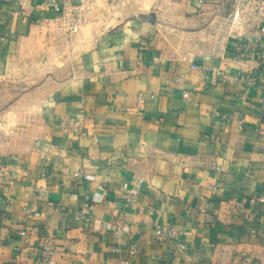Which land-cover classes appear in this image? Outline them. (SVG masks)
Returning <instances> with one entry per match:
<instances>
[{
  "label": "crops",
  "instance_id": "1",
  "mask_svg": "<svg viewBox=\"0 0 264 264\" xmlns=\"http://www.w3.org/2000/svg\"><path fill=\"white\" fill-rule=\"evenodd\" d=\"M199 1L67 37L42 0H0V264L45 243L56 264H264L262 18L235 34L233 0Z\"/></svg>",
  "mask_w": 264,
  "mask_h": 264
},
{
  "label": "built area",
  "instance_id": "2",
  "mask_svg": "<svg viewBox=\"0 0 264 264\" xmlns=\"http://www.w3.org/2000/svg\"><path fill=\"white\" fill-rule=\"evenodd\" d=\"M22 1V0H19ZM43 6L51 10L57 16L53 18H47L46 21L48 25L53 24L59 32H62L65 36L70 37L79 32L80 28L87 22L91 17L93 12L99 9V4L104 2V0H42ZM204 0H200L199 4H204ZM22 4H24L22 2ZM254 8V13L249 15L253 18H262V25L260 31L264 36V15L262 11L264 9V0H233L232 2V15L230 20V25L233 29V33L238 34L240 27L242 26V21L245 18L249 9ZM236 51L241 56L242 54H254L260 56L261 49L257 45H252L248 42L240 43L236 47ZM192 69L200 70L198 65H192ZM184 81V76H179L176 80L177 83H182ZM258 77L252 75L247 79L248 88L257 85ZM189 94L185 93L184 97H188ZM78 124V123H77ZM78 127H76L77 129ZM75 176H84L85 179L90 180L93 177L90 175H85L82 172L75 173ZM136 195H132L128 198L130 204L136 202ZM103 201L102 195H84V203L78 209L76 216L83 221H90L91 213L95 207ZM157 239L159 241H165L169 239L176 238L178 236L177 229L172 225H167L164 227H159L156 231ZM123 231H119L116 237L122 238ZM181 249H184V245H180ZM138 247L134 245L131 247V253L137 252ZM128 264V262H125ZM39 264H56L55 262V251L51 248L48 243H45L41 249V256Z\"/></svg>",
  "mask_w": 264,
  "mask_h": 264
},
{
  "label": "rangeland",
  "instance_id": "3",
  "mask_svg": "<svg viewBox=\"0 0 264 264\" xmlns=\"http://www.w3.org/2000/svg\"><path fill=\"white\" fill-rule=\"evenodd\" d=\"M178 0H104L99 4V9L95 10L87 22L80 28L79 32H86L90 35H100V33L112 28L128 29L136 22H141V15L153 12H162L167 9L170 3ZM44 71V70H42ZM27 79L28 87L39 86L47 78L43 75H27L16 77L15 82ZM28 93V92H27ZM1 112V111H0ZM1 118V114H0ZM0 125V137L5 136Z\"/></svg>",
  "mask_w": 264,
  "mask_h": 264
},
{
  "label": "water",
  "instance_id": "4",
  "mask_svg": "<svg viewBox=\"0 0 264 264\" xmlns=\"http://www.w3.org/2000/svg\"><path fill=\"white\" fill-rule=\"evenodd\" d=\"M141 18L147 22L152 23L155 19V16H154V14H143V15H141Z\"/></svg>",
  "mask_w": 264,
  "mask_h": 264
}]
</instances>
